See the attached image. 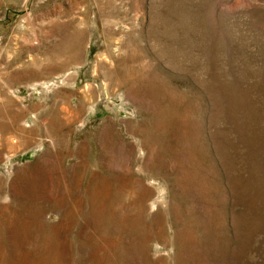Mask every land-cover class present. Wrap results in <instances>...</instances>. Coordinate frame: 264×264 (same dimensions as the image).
I'll return each instance as SVG.
<instances>
[{
  "label": "rangeland",
  "instance_id": "1",
  "mask_svg": "<svg viewBox=\"0 0 264 264\" xmlns=\"http://www.w3.org/2000/svg\"><path fill=\"white\" fill-rule=\"evenodd\" d=\"M0 264H264V0H0Z\"/></svg>",
  "mask_w": 264,
  "mask_h": 264
}]
</instances>
